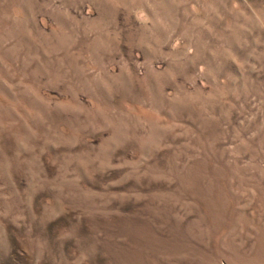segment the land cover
<instances>
[{"label":"rangeland","instance_id":"obj_1","mask_svg":"<svg viewBox=\"0 0 264 264\" xmlns=\"http://www.w3.org/2000/svg\"><path fill=\"white\" fill-rule=\"evenodd\" d=\"M0 264H264V0H0Z\"/></svg>","mask_w":264,"mask_h":264}]
</instances>
